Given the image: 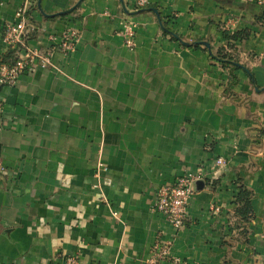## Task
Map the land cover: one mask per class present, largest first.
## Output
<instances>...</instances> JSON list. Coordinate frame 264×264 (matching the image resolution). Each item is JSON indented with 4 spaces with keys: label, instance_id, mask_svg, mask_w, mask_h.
<instances>
[{
    "label": "crops",
    "instance_id": "0c3cea01",
    "mask_svg": "<svg viewBox=\"0 0 264 264\" xmlns=\"http://www.w3.org/2000/svg\"><path fill=\"white\" fill-rule=\"evenodd\" d=\"M20 1L0 0V57ZM38 1L32 45L72 27L79 40L74 53H54L51 69L0 88V264H53L60 253L144 264L157 239L186 264H264V7ZM124 22L135 27L133 50L118 34ZM244 29L243 68L224 70L210 53L227 46L222 31ZM217 158L225 165L211 170ZM198 169L207 179L174 230L152 211L156 191ZM238 179L252 193L245 225L233 215Z\"/></svg>",
    "mask_w": 264,
    "mask_h": 264
},
{
    "label": "built area",
    "instance_id": "2783aa9c",
    "mask_svg": "<svg viewBox=\"0 0 264 264\" xmlns=\"http://www.w3.org/2000/svg\"><path fill=\"white\" fill-rule=\"evenodd\" d=\"M264 7V0H232ZM38 0H21L15 10L13 21L6 23L1 41L6 51L13 52V62L9 65H0V88L13 87L19 78L36 69H51L54 53L64 55L72 54L76 50L79 40V31L76 28H67L60 34H49L47 48H40L30 43V35L34 26L30 23L32 12L36 10ZM148 0H134V9L139 10L147 6ZM40 28L37 31L39 32ZM125 47L133 50L136 46L135 27L131 23L124 22L118 33ZM0 99V111L2 110ZM225 165L222 158H217L211 170L221 168ZM105 170L103 164H98L97 171ZM208 171L198 169L195 172H188L175 179L172 183L159 187L152 205V211L163 216L165 221L174 230L184 227L187 216V208L195 194V183L204 182L207 179ZM218 211V209H214ZM112 216L117 217V212L112 211ZM53 264H80L77 256H66L57 254ZM144 264H186L171 253L168 243L157 239L149 249Z\"/></svg>",
    "mask_w": 264,
    "mask_h": 264
},
{
    "label": "trees",
    "instance_id": "16d2710c",
    "mask_svg": "<svg viewBox=\"0 0 264 264\" xmlns=\"http://www.w3.org/2000/svg\"><path fill=\"white\" fill-rule=\"evenodd\" d=\"M37 9V8H36ZM158 21L161 25L164 34H169V30L166 28L165 23H161L160 19ZM30 23L34 26V31L30 35V39H34L37 35V31L39 27L35 26L30 19ZM171 39L176 40L175 35L171 34ZM250 32L246 29L238 30V31H222V38L227 42V46L225 48H219L213 54L210 53L211 60L218 64L224 70L229 72L238 70L243 68V66L239 63L237 55L235 54L236 48L235 45L239 42L245 41L249 38ZM194 48H199V43ZM204 50H206L203 47ZM13 52L6 51L0 57V65L7 64L13 62ZM251 80H253L251 78ZM237 184V193L233 198V215L241 224H247L252 218V207H251V191L242 183L240 179L236 181Z\"/></svg>",
    "mask_w": 264,
    "mask_h": 264
},
{
    "label": "water",
    "instance_id": "95a60500",
    "mask_svg": "<svg viewBox=\"0 0 264 264\" xmlns=\"http://www.w3.org/2000/svg\"><path fill=\"white\" fill-rule=\"evenodd\" d=\"M38 3H39V1H38ZM38 6H39V4H38ZM155 12V11H154ZM156 13V12H155ZM159 18V17H158ZM184 45H187L186 43H183ZM205 47H208V44L207 43H202Z\"/></svg>",
    "mask_w": 264,
    "mask_h": 264
}]
</instances>
